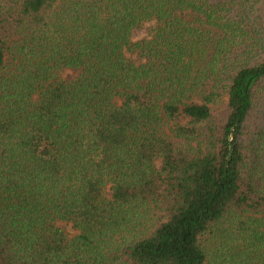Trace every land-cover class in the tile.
I'll return each mask as SVG.
<instances>
[{
	"label": "trees",
	"instance_id": "trees-1",
	"mask_svg": "<svg viewBox=\"0 0 264 264\" xmlns=\"http://www.w3.org/2000/svg\"><path fill=\"white\" fill-rule=\"evenodd\" d=\"M0 264H264V0H0Z\"/></svg>",
	"mask_w": 264,
	"mask_h": 264
},
{
	"label": "rangeland",
	"instance_id": "rangeland-1",
	"mask_svg": "<svg viewBox=\"0 0 264 264\" xmlns=\"http://www.w3.org/2000/svg\"><path fill=\"white\" fill-rule=\"evenodd\" d=\"M153 26H154L153 22H145L142 25L134 28V30L132 31V39L137 40V39L149 37V34L151 33ZM127 55L134 61H138L134 55H131V54H127ZM60 74L62 78L69 80L77 76L78 70L74 68H63ZM155 165H156V168L160 170L162 166L161 160L158 159ZM109 194H110V191L108 190L107 195L109 196ZM58 225H60L65 230V232L67 233L69 237L73 236L77 232L76 229H74L72 224L69 222L58 221Z\"/></svg>",
	"mask_w": 264,
	"mask_h": 264
}]
</instances>
